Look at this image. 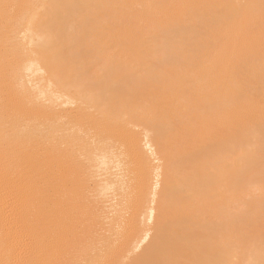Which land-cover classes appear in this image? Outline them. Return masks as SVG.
I'll return each mask as SVG.
<instances>
[{
    "label": "bare ground",
    "instance_id": "1",
    "mask_svg": "<svg viewBox=\"0 0 264 264\" xmlns=\"http://www.w3.org/2000/svg\"><path fill=\"white\" fill-rule=\"evenodd\" d=\"M0 264H264V0H0Z\"/></svg>",
    "mask_w": 264,
    "mask_h": 264
},
{
    "label": "rangeland",
    "instance_id": "2",
    "mask_svg": "<svg viewBox=\"0 0 264 264\" xmlns=\"http://www.w3.org/2000/svg\"><path fill=\"white\" fill-rule=\"evenodd\" d=\"M49 151H50V150H49ZM144 250H145L144 248H141V250H140V251H138V250H137V253H135V254H136V256H137V255H139V254H141V253H142ZM138 253H139V254H138Z\"/></svg>",
    "mask_w": 264,
    "mask_h": 264
}]
</instances>
